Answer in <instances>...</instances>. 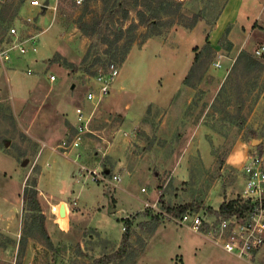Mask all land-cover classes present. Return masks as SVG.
<instances>
[{"label": "rangeland", "instance_id": "obj_1", "mask_svg": "<svg viewBox=\"0 0 264 264\" xmlns=\"http://www.w3.org/2000/svg\"><path fill=\"white\" fill-rule=\"evenodd\" d=\"M30 1L24 0L13 21L0 28V48H5L4 42L9 39V30L5 32L9 26L20 30L22 39L35 36L38 40L37 53L25 54H33V63H20L22 59L10 62L14 52L0 63L4 65L0 72V212L5 216L4 211L10 210L15 215L11 227L18 231V235L13 232L8 236L0 230V264H93L96 258L120 250L126 219L146 210L161 215L156 231L150 234L136 220L130 228L125 257L111 264H264L263 252L240 258L224 250L221 243L207 239L208 232L214 233L219 226L208 208L216 209L238 198L245 201L244 167L251 156H264V132L262 127L257 132L254 129L262 124L255 110L264 92V52L256 55V50L264 46V0H257L261 2L260 17L228 23L215 43L210 34L221 16L223 21L229 19L226 7L230 0H175L181 4L180 10L172 17L163 16L170 21L163 25L161 34L143 41L152 32L146 25L135 30L130 52L119 63L121 70L113 93L97 107L86 103L85 97L97 87L98 69L106 66L96 64L91 72L71 73L61 65L62 60L58 63L51 59L59 54L80 65L91 39L80 30L79 20L91 22L115 13L104 26H109V33L117 27L125 30L139 22L133 1L112 8L101 0L87 5H76L73 0H40L44 9L32 7ZM19 2L0 0V10ZM125 10H129L127 20ZM196 15L202 20L190 27ZM206 38L210 48L204 47ZM241 51L249 52L261 64L247 72L243 64L238 66L222 91ZM197 53L201 60L189 85L185 79L170 85L169 79L174 76L177 80L184 67L191 70ZM217 62L221 66H216ZM68 74L75 76L73 82L78 85L70 92L74 94L70 99L76 101L70 103L69 115L77 105L88 120L82 121L83 125L88 123L89 128L84 144L82 140L69 156L57 145L68 141L76 129L72 132L67 127L70 133L58 136L63 125L58 120L59 112L55 108L48 115L52 106L68 108ZM51 75L56 76L54 82ZM119 99L113 114L111 108ZM262 102L259 112L264 118ZM64 112L60 116L68 115V109ZM238 117L245 120L243 128L237 125ZM76 122L77 127L78 112ZM107 125L109 129L102 131ZM50 137L59 138L58 142L50 145ZM44 144L55 147V152ZM238 145H244L248 155L240 166L227 163ZM47 150L58 156L48 159L44 154ZM86 152L90 162L85 164L82 156ZM68 162H74L75 170L70 179L60 173ZM83 166L111 174L107 180L118 175L119 181L94 182L81 170ZM42 176L46 178V193L56 198L67 194L64 199L75 214L63 229L61 223L66 218L61 205L60 216L55 215L61 223L52 234L53 249L45 245L39 229L31 231L29 219L25 220L23 208L16 202L23 194L18 195L21 184L24 190L33 180L38 182L40 200L44 192L39 184ZM189 203L200 205L198 213L206 212L209 221L201 233L180 225L176 212L167 210ZM29 238L32 242L28 244Z\"/></svg>", "mask_w": 264, "mask_h": 264}, {"label": "trees", "instance_id": "obj_2", "mask_svg": "<svg viewBox=\"0 0 264 264\" xmlns=\"http://www.w3.org/2000/svg\"><path fill=\"white\" fill-rule=\"evenodd\" d=\"M93 0H85L86 5ZM105 6H111L112 8L123 7L124 3L128 0H101ZM133 3L131 4L135 9H137V17L139 22L132 23L127 29H123V27H117L114 31L109 33L107 31L108 25L105 27L106 20H112L115 13H111L110 17L105 18H94L91 22H85L84 20H79L78 26L80 30L91 39V44L83 57L80 65H76L74 63L69 62L67 59H62L59 54L54 55L51 59L53 62H58L62 60V66L67 70H70L71 73L78 72L79 70H83L85 72H91V69L96 65L100 64L102 66H107L111 62L123 63L132 47V44L135 41V30L139 25H146L148 30L152 32L151 34H146L144 36V40L150 38L153 34L159 35L162 33L163 25L167 24L170 20H163V16L172 17L176 15L180 10L181 4L176 2L175 0H131ZM76 3L75 0H73ZM24 4V0H20V2L15 4H6L0 10V28L3 26L5 22H11L16 17L19 12L20 7ZM76 5H78L76 3ZM15 7V9H14ZM106 8V7H105ZM129 10H125L124 19L129 18ZM200 15H196L193 20H191L190 27H195L196 24L201 21ZM10 27V26H9ZM7 27L5 32L7 33L9 30ZM125 38V39H124ZM124 39V44L119 45L120 41ZM204 47L210 48V42L208 38H206V43ZM198 48H195V51ZM201 55L199 53L196 54L194 60V66H192L189 74L186 76L184 83L189 85L191 80V75L197 70V65L200 63ZM243 64L244 71L254 70L261 63L254 58L249 52L241 51L235 60L234 66L230 74L228 75V79L225 84L222 86V91L226 89L229 81H231V74L233 71ZM96 73V71H94ZM238 126L240 128L244 127L245 120L243 118H237ZM261 147V145L259 146ZM107 176L111 174L105 172ZM37 180H33L29 185H27L23 190V211L25 215V220L29 219L31 223V231H35L39 229L41 232V236L45 241V245L48 248L54 247L53 240L48 234V231L45 226V216L43 214V209L38 198V188H37ZM250 207L249 201H242V199H233L230 201L223 202L218 210L213 208H208L210 212H212L215 216H224L229 217L234 214L243 215ZM169 212L175 213L177 215H181L188 210H192L198 212L200 210V205H196L194 203H189L185 205H181L178 207L167 208ZM138 220V225L143 229L148 231L150 234L154 233L161 223V215H157L153 213L151 210H146L144 212H139L133 218L126 219L127 230L122 237V243L120 250L116 253L108 256H103L100 258H96L93 264H111L116 260L125 257L126 250L130 246L131 239V230L135 221Z\"/></svg>", "mask_w": 264, "mask_h": 264}, {"label": "built area", "instance_id": "obj_3", "mask_svg": "<svg viewBox=\"0 0 264 264\" xmlns=\"http://www.w3.org/2000/svg\"><path fill=\"white\" fill-rule=\"evenodd\" d=\"M77 4L81 5L85 0H75ZM32 7L46 8L44 3L40 0H31ZM32 22V18H28ZM23 27V26H22ZM15 27H11L8 32L9 39L5 40V48H0V63L10 58L12 52H18L25 55L28 52L37 53L38 40L35 36H28L21 38ZM264 52V46L256 50V55L261 56ZM216 66H221L219 62L215 63ZM120 66L118 63L111 62L106 68H99L95 75L96 89L89 90L86 95L88 102L94 104L96 107L106 99L113 89L115 82L120 75ZM31 74V70H28ZM51 82L56 80L54 75L50 76ZM79 116V125L75 128L74 135L65 142L57 145L65 155L70 154L73 150L80 147L84 136L89 132L88 123L83 125L82 121H87L82 109H77ZM43 147H50L47 144ZM55 152V147H50ZM69 156V155H68ZM84 173L89 175L91 180L106 181L115 183L119 181L118 175H113L112 178L107 180L106 174L103 170L96 168L82 167ZM246 174V184L242 194L245 201H249L250 207L243 215L234 214L229 217L214 216L215 222L218 226L213 229V232H208L207 239L216 243H221V246L228 253L235 254L240 258H247L253 252L260 250L264 246V156L253 155L250 157L249 163L244 167ZM66 206V205H65ZM52 213L60 216L61 206L50 205ZM206 212H190L186 211L181 215H176L177 221L180 225L186 226L190 230L201 233L203 226L208 225V219L205 216Z\"/></svg>", "mask_w": 264, "mask_h": 264}, {"label": "crops", "instance_id": "obj_4", "mask_svg": "<svg viewBox=\"0 0 264 264\" xmlns=\"http://www.w3.org/2000/svg\"><path fill=\"white\" fill-rule=\"evenodd\" d=\"M226 11L228 12L229 19H227L226 21H223L222 16H221L220 19L218 20V23H217L215 29H213V31L210 34V36H211L210 40L212 42L214 41V43L218 42V40L220 38V34L224 31V28L226 27V25L228 23H232V22H234L236 20H241V21L245 20V21H247L250 18L257 19L258 17H260V15H261V2L259 3V1H257V0L256 1L255 0H230V2L228 3V6L226 7ZM262 16L264 17V14H262ZM14 53H15L14 54L15 56L13 55V58L11 57L12 59H11L10 62H12L15 59H18V60L22 59V62H20V63H29V64L33 63V60H32V58H34L33 54H31V55H21L18 52H14ZM43 53L45 54V50L43 51ZM26 58H27V60L25 61L24 59H26ZM30 58H31L32 62L29 60ZM2 66H4V65H0V72H1V69H3ZM189 70H190V66L189 67L188 66L184 67L181 75L179 77H177V80H173L174 76H172L169 79V81H170L169 84L170 85H175V83L178 82L177 83V85H178L181 81H183L185 79V77L187 76ZM73 77H75V76H72L71 74L70 75L68 74V91L69 92H68V95L65 97V98L68 97V108H66V106L63 107V106H59V105L56 106L55 105L56 107L52 106L53 109H49L48 110V112H49L48 115H51L52 114V110H54L56 108V111L59 112V114L56 112V114L59 115L58 120L60 119V123L63 121L62 122L63 125H61V127H59V131L60 132H59V134H57L58 136H65L66 133L69 134L70 130L66 131L67 127H68V129H69V127L72 128L73 129L72 132H74V130L76 128V123H77L76 122V120H77L76 109L78 108L77 105H75V109L73 111H71L72 115H69V110L71 108L69 105H70L71 102H73L72 100L76 101V98H74V97H73L74 99H70L72 97V95H74V94H71V93H73L74 89H76L77 86H78L77 83L73 82ZM115 85H116V82H115V84L113 86L112 93H113V90L115 88ZM120 86L123 87L122 85H120ZM93 88H95V86ZM120 99L111 108V112L113 114L116 113L115 109L118 106ZM85 100H86V97H85ZM263 100H264V92L262 93L261 99L256 104V110H255V115L257 117V120L260 121L262 124H261V126L258 125L257 127H255L254 128L255 131L256 130L258 131V127H262V131L264 132V123H263L264 120H261V119H264V118H261L260 112H259V107L263 104V102H262ZM87 102L88 101L86 100V103ZM67 109H68V115L66 114L67 116H60V115H62V113H65L64 110H67ZM258 113H259V116L257 115ZM61 118H62V120H61ZM107 120L108 119H106L105 121H107ZM109 126L110 125L105 126L102 131L106 132L109 129ZM55 133H56V131H54V134ZM85 138H84V140H85ZM37 139L42 142L40 137L39 138L37 137ZM58 139L59 138H56V137H52V138L50 137V140H51L50 145L53 144V143H57ZM84 140H83V144H84ZM243 146L244 145H242V146L238 145L237 146L238 148L235 147L236 149H234V151L227 158V163H230V164H233V165H239V166L241 164H245L246 163V161H247L246 159L248 158V155L246 156V151L243 150ZM88 147L89 146H87L86 148H88ZM239 148L241 149V151L239 150ZM44 154H45V157H48V159L49 158L51 159L53 156L54 157L58 156L54 152H52L50 150L45 151ZM88 156H89L88 153H87L86 156H84V154L82 156V162H84L85 164H86V162L87 163L90 162L88 160L89 159ZM72 163H74V162H68V164H64V166H63L64 170H63V172H60V173L63 174V176H67L68 175V179L73 177L74 172H75L74 168L72 167ZM45 179L46 178L44 176H42L39 179V184H40V187H41V191L43 190L45 192L44 193L42 191L43 193L42 194L40 193L41 194L40 195V203H41V206H42V209H43V214L45 216V220L44 221H45L46 229H47L48 234L51 237V239H53V235L52 234L56 232L57 224H60L61 222H60V218L55 217L56 214L51 212L50 205H57V204H60V206L62 205L63 213L65 215L64 217L66 218V219H64V222L61 223V225L63 226V229H64V226H66V223H68L69 221H73L75 214L72 213V210H71L70 206L66 204V200L64 198H66L67 194H63V195L61 194V195H59L60 198H56L53 195L50 196L51 194L46 193V191H48V190H46L47 189V185H45V181H44ZM21 185H22L21 192H19L18 195L23 192V187H24L23 183ZM22 196H23V194H21V196H18L17 201H16L17 204L20 205L21 209L23 208V204H24ZM42 196H43V198H41ZM218 209L219 208L217 207L215 210H218ZM4 215L5 216H3V214H1V212H0V230L2 231L1 233H4L5 235L9 236V235H11V233L14 232L13 234H17L18 235V231L16 230V232H15L12 229V227H11V222H12L13 217H15V215L12 214L10 212V210H8L7 212L4 211ZM31 242H32V240L29 238L28 244L31 243ZM261 252H263L262 256H264V247H262L260 250L256 251L255 252V256L258 253H261Z\"/></svg>", "mask_w": 264, "mask_h": 264}, {"label": "water", "instance_id": "obj_5", "mask_svg": "<svg viewBox=\"0 0 264 264\" xmlns=\"http://www.w3.org/2000/svg\"><path fill=\"white\" fill-rule=\"evenodd\" d=\"M61 211H62V208H61Z\"/></svg>", "mask_w": 264, "mask_h": 264}]
</instances>
